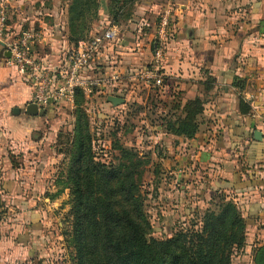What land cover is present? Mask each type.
I'll use <instances>...</instances> for the list:
<instances>
[{
    "label": "rangeland",
    "instance_id": "obj_1",
    "mask_svg": "<svg viewBox=\"0 0 264 264\" xmlns=\"http://www.w3.org/2000/svg\"><path fill=\"white\" fill-rule=\"evenodd\" d=\"M24 1L27 3L23 6L30 5L34 15L55 29L67 44L63 47L59 38L58 45L53 44L51 35L33 44L38 56L51 54L50 49L56 53V48H60L57 68L66 64L72 49L89 39L94 31H101L108 24L117 28L118 42L112 48L107 46L110 56L107 53L105 62L101 58L98 60L101 64L94 63L96 69L88 75L99 77L111 68L118 72L119 79L109 91L95 89L90 96L82 93L81 107L87 117L90 151L95 161L110 167L123 161L125 150L133 154L137 194L153 238L166 239L179 230L198 227L204 213L217 212L223 202L234 204L243 216L233 192L218 189L205 196L195 183L199 179L191 174L179 175V171L187 170L186 163L176 159L180 140L162 124L180 114V107L187 100L181 104L173 86L153 90L134 78L136 69L152 63L157 55L162 63L161 74L165 72L166 57L172 51L168 40L173 36L170 24L174 22V13L143 11L137 0L132 6H125L124 18L111 24L108 0H96V17L87 18L82 38L71 43L70 0ZM10 3L11 0L7 20L9 16L17 19ZM11 10L15 13L10 15ZM163 16L167 24L165 37L161 38ZM30 27L40 28L37 23L27 22L21 28ZM7 28L4 38L18 33L15 28ZM23 79L32 86L27 78ZM108 96L121 97L124 102L114 106L107 101ZM19 108L18 114L12 112L11 104L0 111L3 120L0 121V264H77L71 236V196L66 189L70 183L67 152L75 121L74 102L55 104L42 116L24 114V103H19ZM260 211L247 225L245 245L233 252L231 264H253V250L264 242V204Z\"/></svg>",
    "mask_w": 264,
    "mask_h": 264
},
{
    "label": "crops",
    "instance_id": "obj_2",
    "mask_svg": "<svg viewBox=\"0 0 264 264\" xmlns=\"http://www.w3.org/2000/svg\"><path fill=\"white\" fill-rule=\"evenodd\" d=\"M24 3L27 2L11 0V7L19 14L11 10L10 15L15 13L17 19L9 16L7 27L18 32L26 22L37 23L41 41L51 35L53 44L58 45L59 33L37 18L32 7L23 6ZM140 4L143 11L174 13V22L170 24L174 28L173 36L168 40L172 51L166 57L168 65L164 66L165 72L162 71V84L151 88L173 86L181 104L197 96L206 100L194 137H174L180 140L176 149L180 154L176 159L186 163L184 168H187L179 171V175L191 174L199 179L195 183L205 196L218 189L233 192L244 217L260 214L264 204V123L261 119L264 111V0H140ZM59 39L65 47V40ZM0 50V111L9 104L12 110H20L19 103H24L25 108L31 102L32 86L6 62L1 44ZM56 50L58 54L50 49L51 54L42 53L39 57L50 67H56L61 52L58 47ZM107 53L110 56L108 47L95 57L91 69H96L94 63L101 64L98 61L101 58L105 62ZM141 53L145 56L146 52ZM208 77L214 82L210 90H205L203 82ZM250 94L254 95V100L249 113L242 114L240 99L245 102L244 96ZM255 130L261 133L260 139L255 138Z\"/></svg>",
    "mask_w": 264,
    "mask_h": 264
},
{
    "label": "trees",
    "instance_id": "obj_3",
    "mask_svg": "<svg viewBox=\"0 0 264 264\" xmlns=\"http://www.w3.org/2000/svg\"><path fill=\"white\" fill-rule=\"evenodd\" d=\"M136 1L108 0L111 24L124 18L125 6ZM97 11L96 0H70L69 42L82 38L87 18L96 17ZM213 82L206 78L205 90H210ZM82 95L75 89V121L67 152L70 183L66 189L71 196V236L77 264H231L233 252L245 245L246 228L253 217H244L234 204L223 202L217 212L206 211L198 227L179 230L166 239L153 238L137 194L133 154L125 150L123 161L110 167L94 160ZM205 102L197 96L181 107L176 104L180 114L162 126L172 135L194 137ZM249 110L240 99L239 111L247 114ZM252 262L264 264V242L254 248Z\"/></svg>",
    "mask_w": 264,
    "mask_h": 264
},
{
    "label": "built area",
    "instance_id": "obj_4",
    "mask_svg": "<svg viewBox=\"0 0 264 264\" xmlns=\"http://www.w3.org/2000/svg\"><path fill=\"white\" fill-rule=\"evenodd\" d=\"M9 1L0 0V44L3 54L6 56L9 53L6 62L32 83L31 102L40 110L55 104H72L75 89H80L84 95L90 96L95 89L109 91L115 87L119 79L115 70L106 71L99 77L88 75L95 57L107 46L112 48L118 42L119 33L115 26L108 24L101 31H94L89 39L72 49L66 64L59 68L50 67L34 52V42L41 39V32L35 28H22L15 36L4 38ZM166 24L167 19L163 16L159 32L161 38L165 37ZM134 78L149 87H159L162 84L160 56L157 55L152 63L137 68ZM244 98L251 104L254 95L250 94ZM261 119L264 123V111Z\"/></svg>",
    "mask_w": 264,
    "mask_h": 264
},
{
    "label": "water",
    "instance_id": "obj_5",
    "mask_svg": "<svg viewBox=\"0 0 264 264\" xmlns=\"http://www.w3.org/2000/svg\"><path fill=\"white\" fill-rule=\"evenodd\" d=\"M6 56L9 57V53L6 54ZM107 101L110 102L112 105L116 106V105L122 104L124 102V99L121 97H117V96H108ZM12 112L14 114H18L20 110L18 108H13ZM24 113L28 116H42L45 114V110H40L35 103L28 102L24 108ZM254 136L257 139H260L261 133L255 130Z\"/></svg>",
    "mask_w": 264,
    "mask_h": 264
}]
</instances>
